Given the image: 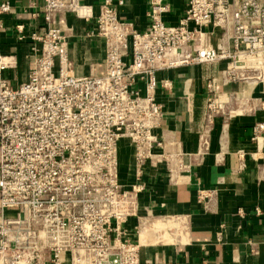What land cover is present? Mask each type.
Listing matches in <instances>:
<instances>
[{"label":"built area","instance_id":"2783aa9c","mask_svg":"<svg viewBox=\"0 0 264 264\" xmlns=\"http://www.w3.org/2000/svg\"><path fill=\"white\" fill-rule=\"evenodd\" d=\"M148 2L149 23L139 30L119 18L111 0L97 14L79 0H44L45 25L31 34L38 45L15 86L3 73L17 60L0 53V264H175L143 259L125 227L144 187L122 182L119 143L130 142L137 175L155 155L168 160L155 133L163 114L156 90L171 83L157 73L226 58L231 68L259 64L264 6L187 0L184 16L166 24L165 0ZM8 10L2 2L0 13ZM58 12L93 23L89 36L105 47L101 74L73 72L71 46L52 22ZM210 27L230 31L231 49L211 44ZM263 131L260 120L252 139L259 142Z\"/></svg>","mask_w":264,"mask_h":264},{"label":"crops","instance_id":"0c3cea01","mask_svg":"<svg viewBox=\"0 0 264 264\" xmlns=\"http://www.w3.org/2000/svg\"><path fill=\"white\" fill-rule=\"evenodd\" d=\"M9 10L0 13V53L14 55L15 69L3 75L12 85L27 77L31 34L45 25L44 0H0ZM98 13L104 0H79ZM120 19L139 30L149 23L148 0H111ZM264 6V0H255ZM163 19L175 24L184 16L187 0H165ZM60 28L78 64L76 74H101L104 41L89 36L93 23L69 12H58ZM22 25V30L17 29ZM213 46L231 49L229 30L209 28ZM230 59L195 63L157 73V101L162 118L155 133L162 141L142 173L136 174L132 146L119 143V172L123 183L143 185L136 216L125 227L151 261L175 264H264V131L252 139L253 126L264 120V55L253 67ZM214 110L207 105L213 102ZM206 197H202V195Z\"/></svg>","mask_w":264,"mask_h":264},{"label":"bare ground","instance_id":"6f19581e","mask_svg":"<svg viewBox=\"0 0 264 264\" xmlns=\"http://www.w3.org/2000/svg\"><path fill=\"white\" fill-rule=\"evenodd\" d=\"M261 59H262V57H261V58H259V59H258V61H259V62H261Z\"/></svg>","mask_w":264,"mask_h":264}]
</instances>
